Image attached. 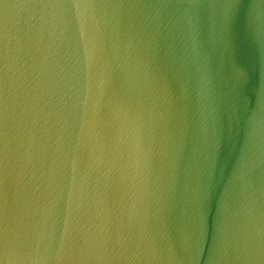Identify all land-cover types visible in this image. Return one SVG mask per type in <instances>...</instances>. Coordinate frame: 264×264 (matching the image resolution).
I'll return each instance as SVG.
<instances>
[{
    "label": "water",
    "instance_id": "95a60500",
    "mask_svg": "<svg viewBox=\"0 0 264 264\" xmlns=\"http://www.w3.org/2000/svg\"><path fill=\"white\" fill-rule=\"evenodd\" d=\"M0 264H264V0H0Z\"/></svg>",
    "mask_w": 264,
    "mask_h": 264
}]
</instances>
